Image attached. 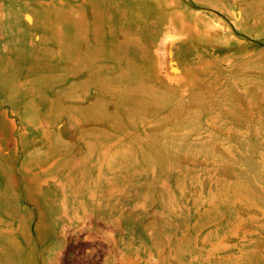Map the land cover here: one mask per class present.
Listing matches in <instances>:
<instances>
[{
	"label": "rangeland",
	"instance_id": "rangeland-1",
	"mask_svg": "<svg viewBox=\"0 0 264 264\" xmlns=\"http://www.w3.org/2000/svg\"><path fill=\"white\" fill-rule=\"evenodd\" d=\"M0 264H264V0H0Z\"/></svg>",
	"mask_w": 264,
	"mask_h": 264
},
{
	"label": "bare ground",
	"instance_id": "bare-ground-1",
	"mask_svg": "<svg viewBox=\"0 0 264 264\" xmlns=\"http://www.w3.org/2000/svg\"><path fill=\"white\" fill-rule=\"evenodd\" d=\"M196 38H197V37H196ZM196 38H195V39H196ZM211 38H213V36H212ZM211 38H210V39H211ZM210 44H211V43H210Z\"/></svg>",
	"mask_w": 264,
	"mask_h": 264
}]
</instances>
